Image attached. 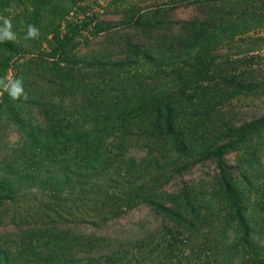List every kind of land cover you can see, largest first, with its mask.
<instances>
[{"label": "trees", "instance_id": "16d2710c", "mask_svg": "<svg viewBox=\"0 0 264 264\" xmlns=\"http://www.w3.org/2000/svg\"><path fill=\"white\" fill-rule=\"evenodd\" d=\"M81 1L0 0V123L6 112L24 132L19 152L31 154L10 174L54 201L70 186L69 177L80 180L84 187L65 191L84 225L144 205L166 224L147 243L161 249L139 257L143 239L134 248L112 247L107 238L87 236L75 247L64 245L61 233H52L62 208L37 201L35 221L44 228L36 230L42 232L21 243L0 238V264H264V112L238 120L230 108L238 96L264 94V0H111L120 5L109 12L117 19L101 18L108 14L101 5L74 27L106 36L111 48L70 53L61 27ZM188 7L195 15L175 18ZM29 25L37 36L28 35ZM16 80L26 98L10 96ZM15 103L30 105L36 115L26 124ZM184 117L193 123L182 131L175 124ZM107 131L136 137L129 140L133 146L149 145L153 152L100 151L114 145L105 141ZM124 139L115 148L132 147ZM226 147L242 152L235 165L225 162ZM39 153L47 168L33 170ZM207 160L215 170L204 194L186 182L159 185ZM112 162L116 167L107 173ZM20 187L0 179V206H13ZM21 214L6 219L17 227L30 218Z\"/></svg>", "mask_w": 264, "mask_h": 264}, {"label": "rangeland", "instance_id": "374dc122", "mask_svg": "<svg viewBox=\"0 0 264 264\" xmlns=\"http://www.w3.org/2000/svg\"><path fill=\"white\" fill-rule=\"evenodd\" d=\"M111 0H82L81 2L77 3L75 5V8L72 10L71 13L68 14V16L64 19V23L61 27V32L64 34H69V43L67 44L68 52L70 53H89L92 51H98L100 50H107L110 47V41L107 39V37L100 35V36H94L90 27H85L81 31L74 30V27L78 25V21H80L85 13H90L92 10L99 11V8L101 5H107V11L108 14H105L103 19L110 20L117 19V15H111V11L118 8L119 3L116 4H110ZM182 9V8H181ZM178 10L176 13L175 18H188L190 15H195L194 8L188 7L187 9L183 8L182 10ZM257 33H262L261 31H258ZM260 48L264 49V42L260 44ZM261 56L264 58V50L260 51ZM141 64L144 65V63L141 61ZM12 78V73L8 72L7 79ZM202 86H205V84H202ZM190 87H193L190 86ZM4 97V92L0 93V101ZM59 100V99H57ZM264 94H260V92L254 94V95H241L237 98H234L233 105L230 107L232 116L235 117L238 120H249L255 116H258L262 112H264ZM1 109L5 110V104L0 103ZM15 108L18 110H21L20 115L23 116L25 123H28L27 118H30L31 116H35L36 109H33L30 105L25 104L24 106L19 105L17 103L14 104ZM5 116L2 119V122L0 123V179L12 182L14 181L15 184L19 183L20 192L15 198V203L13 206H10V204L4 203L0 206V238L4 240H9L10 242L14 243H21L24 239H27L29 235H37L39 232L36 229H43L44 227L40 226V223L35 221V219H39L37 217V209L40 208V204H38L37 201L43 202L45 201L44 205H53L56 204V206L62 208V221L56 225L57 231H52V233L60 232L64 245H68L70 247H75L79 244L80 238L82 236L87 237H104L109 239V244L107 246L116 247L120 244H124L129 247H137L140 239L144 240V246L142 247L141 251L137 256L141 257L142 254L148 250H152V253H157L161 248V246L158 247V244H153L152 246H147L148 242L152 238L151 233L154 231H164L162 228V225H166L162 217L154 215L148 207L144 205H140L139 207H134L128 210H124L121 213L113 214L111 217H108L101 223L97 224L96 226L92 225H84L82 223H77L75 217L78 216V214L73 211L72 208H70V204L72 200L68 196L67 190L73 187L76 191L84 186H81L80 180L74 179L69 177L68 178V185L67 187H62L63 194L59 195L58 200H53L52 198L50 200L47 199L46 196H50L48 192H42L41 189H37L35 184L33 182L28 181H16V177L18 175H11L10 171L14 168L16 169H22V161L23 160H30L31 154H24L22 152H19L20 144L18 143V137L20 133L18 130H16V126L10 122L9 119H7L8 114L6 115V112L3 113ZM185 123L182 121H178L175 124V127L177 129H181L184 131L185 127H191L193 121L185 118ZM195 122L201 124L203 121H205V118L194 120ZM25 132L30 131V129H25ZM109 131L104 132V135H106L107 138H105V141L107 144L114 145L109 146L106 145L103 148H100V151H105L106 153H117L120 152V154L125 155H140L144 156L146 154H149L153 152L151 146L144 145L138 148L139 146H133L132 141H129L130 139H136V137L131 136H123L122 134H113L111 136H107ZM188 134L194 133V131L187 132ZM25 135V134H24ZM43 135V134H42ZM41 135V136H42ZM141 135V134H140ZM211 136V134H207ZM208 136V137H209ZM142 137V136H141ZM127 140H125V139ZM121 139H124L127 144H129L132 147H129V149L126 148H115V144L118 143ZM27 145H30V143L25 139L24 140ZM160 138L157 139V143L160 144ZM226 140L221 141H215L216 145H221ZM150 141L145 142V144H148ZM121 149V150H119ZM205 148L199 149L198 152L203 150ZM186 152H190V149L186 150ZM131 153V154H130ZM194 154H197L196 152H192ZM242 155V152H238L236 150H232L229 147H226L224 149V155L223 158L226 163L230 165H235L237 163L238 158ZM38 156L40 157L39 162H37V165L35 164L33 170H40L42 167L47 168L46 166V159L44 158V154L39 153ZM194 161V158H192ZM116 164L112 162L108 167L105 166L107 169V173H109ZM215 170V163L212 160L203 161L200 164H196L194 166L188 167L187 169L183 170L182 175H173L171 176V180L168 184H159L163 185V188L168 189L169 186H173L174 188H180L184 182L187 183L188 187H194L195 189L201 191L202 194H204L203 189H206V185L208 183V176L212 174V172ZM27 173V172H25ZM92 174V173H91ZM38 183H42L38 182ZM191 184V185H190ZM172 191V190H171ZM109 203V202H107ZM105 203V204H107ZM110 204L113 205L114 202L110 201ZM43 205V204H41ZM16 212L17 214H21L22 212H27V215L30 216V218H25L22 220L26 221V223H21L17 227L12 225L8 222L6 219L7 217L11 216L12 213ZM23 215V214H21ZM32 217V218H31ZM30 220H33V222H28ZM166 222V220H165ZM34 239V243L32 246H38L36 243V238ZM139 239V240H138ZM106 246V247H107Z\"/></svg>", "mask_w": 264, "mask_h": 264}, {"label": "clouds", "instance_id": "9594fccd", "mask_svg": "<svg viewBox=\"0 0 264 264\" xmlns=\"http://www.w3.org/2000/svg\"><path fill=\"white\" fill-rule=\"evenodd\" d=\"M7 23L8 22L6 21V24ZM28 35L35 37L38 35V30L34 26L29 25ZM5 36H7L8 38H11V33L5 31ZM9 94L13 99H20L22 96L26 98V95L24 94V91H23L22 82L20 80H16L13 82L12 89Z\"/></svg>", "mask_w": 264, "mask_h": 264}]
</instances>
